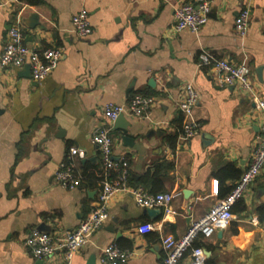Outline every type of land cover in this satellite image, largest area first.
Returning <instances> with one entry per match:
<instances>
[{"label":"crops","instance_id":"1","mask_svg":"<svg viewBox=\"0 0 264 264\" xmlns=\"http://www.w3.org/2000/svg\"><path fill=\"white\" fill-rule=\"evenodd\" d=\"M191 1L0 0V53L13 26L23 31L31 49H63L57 67L40 83L32 79L28 63L0 68V264H35L38 259L25 245L33 229L57 234L87 215L99 189L87 174L102 172L92 133L108 124L102 111L108 102L125 104L135 93L155 97L148 118L124 114L128 130H111L113 156L127 159L131 186L179 195L168 213L160 209L154 218L129 194L114 196L108 220L75 254L73 264H86L92 255L102 264L101 250L110 243L129 252L125 264H161L160 237L182 236L235 185L262 136L263 117L246 94L222 85L211 67H199L198 54L204 48L218 58L248 64L264 99V0H211L209 19L197 33L170 32L174 8ZM243 5L250 19L241 37L234 23ZM81 9L92 29L84 38L71 24ZM33 12L41 27L29 29L23 20ZM259 66L262 81L255 71ZM186 83L198 95L192 117L200 128L190 139L177 138L172 148L166 137L177 133L183 121L178 102ZM71 147L83 153L74 165L80 175V165L86 166V178L64 188L55 173ZM261 206L264 167L233 205L236 219L195 238L193 246L204 251L203 264H264ZM147 222L155 229L139 233L138 226ZM190 258L188 251L180 264H190ZM43 264H62L60 253Z\"/></svg>","mask_w":264,"mask_h":264},{"label":"built area","instance_id":"2","mask_svg":"<svg viewBox=\"0 0 264 264\" xmlns=\"http://www.w3.org/2000/svg\"><path fill=\"white\" fill-rule=\"evenodd\" d=\"M241 2L243 0H235ZM211 0H192L174 8L173 21L169 28L172 33L189 30L197 33L209 19ZM249 8L242 6L235 19L234 28L239 36H245L249 27ZM71 24L76 34L82 38L88 37L91 24L85 9L79 10L71 17ZM63 54L59 47H46L39 50L29 48L24 42L23 31L19 27H10L7 31V43L0 53V68H19L28 63L31 77L35 82H42L57 67ZM199 67H211L219 75L222 85L234 86L239 92L246 94L254 103L255 108L263 117L262 136L252 146L249 162L239 179L224 197L218 199L203 216L191 222L187 231L180 237L163 235L160 242L163 248L161 264H180L184 255L190 251V264H203L204 251L201 247L193 246L198 234L205 237L217 230L226 228L236 216L233 205L243 198L264 167V99L256 89L251 69L246 63H232L218 58L202 48L198 54ZM198 101V95L191 83L183 86V94L178 102V110L183 117L178 138L187 140L196 135L200 123L192 117L193 109ZM156 102L155 97L141 93L133 94L127 103L116 104L108 102L103 105V115L107 125L98 126L92 133L102 167V178L98 186L95 203L87 215L70 230L57 234L33 229L25 240L26 247L36 259H45L60 253L62 264H73L75 254L89 241L91 234L109 218V201L116 195L129 194L135 203L142 208H158L168 213L172 201L178 192L152 193L142 186H131L129 179V163L125 157L114 158L112 151L111 123L120 114H128L138 119L148 118L151 107ZM157 124H162L158 123ZM75 157H83L82 151L71 147L67 160L61 163L55 173L57 183L64 188L77 187L82 179L74 165ZM190 209V207H188ZM174 214L175 211H172ZM152 223L138 226L139 233L153 231ZM129 252L122 250L117 244L110 243L101 250L102 264H125Z\"/></svg>","mask_w":264,"mask_h":264},{"label":"water","instance_id":"3","mask_svg":"<svg viewBox=\"0 0 264 264\" xmlns=\"http://www.w3.org/2000/svg\"><path fill=\"white\" fill-rule=\"evenodd\" d=\"M24 25L29 28V29H34L36 26H40L41 27V23L39 22L38 19V14L37 13H31L29 15L28 19H24L23 20ZM256 73L258 76L259 81L263 80V67L259 66L256 68ZM150 85H153V80L150 79L149 80ZM130 90V89H129ZM128 90V92H129ZM118 128L127 131L128 130V123H125V117L123 114H120L115 121L113 122V127L111 128L112 131L117 130ZM124 141L128 140V137H122ZM145 212L152 218L156 217L157 215H159L161 213L160 209L158 208H145ZM35 264H43V260L42 259H38ZM86 264H96V257L95 255H92L89 257L88 261Z\"/></svg>","mask_w":264,"mask_h":264},{"label":"trees","instance_id":"4","mask_svg":"<svg viewBox=\"0 0 264 264\" xmlns=\"http://www.w3.org/2000/svg\"><path fill=\"white\" fill-rule=\"evenodd\" d=\"M28 1H30V0H28ZM181 125H182V123H180L179 124V128H178V132L177 133H175V134H173V135H168L167 137H166V141H167V143L173 148L174 146H175V143H176V140H177V138H178V135H179V132H180V128H181ZM81 166V169H84L85 171H86V166L85 165H80ZM102 168V167H101ZM82 171V173H81V175H82V177H84L85 176V178H86V172L85 171ZM88 173V172H87ZM98 173V172H97ZM97 173H88L87 175H88V177H89V179H88V181H89V183H90V185H97L98 184V182L100 181V179L102 178V172L100 171L99 173L100 174H97ZM241 175V174H240ZM240 177V176H239ZM238 177V178H239ZM234 186V185H233ZM233 186H232V188H233ZM231 188V189H232ZM231 191V190H230ZM229 191V192H230ZM233 212H234V210H233ZM259 217H260V219L261 220H263L264 219V217L262 216V215H264V207L263 206H261L260 208H259ZM196 246V245H195Z\"/></svg>","mask_w":264,"mask_h":264}]
</instances>
